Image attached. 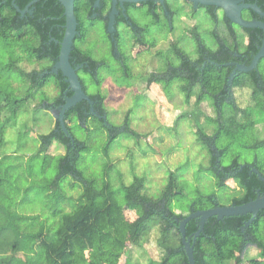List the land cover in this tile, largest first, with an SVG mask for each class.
<instances>
[{
    "label": "clouds",
    "instance_id": "clouds-1",
    "mask_svg": "<svg viewBox=\"0 0 264 264\" xmlns=\"http://www.w3.org/2000/svg\"><path fill=\"white\" fill-rule=\"evenodd\" d=\"M51 3L0 0V264H264V0Z\"/></svg>",
    "mask_w": 264,
    "mask_h": 264
},
{
    "label": "trees",
    "instance_id": "trees-1",
    "mask_svg": "<svg viewBox=\"0 0 264 264\" xmlns=\"http://www.w3.org/2000/svg\"><path fill=\"white\" fill-rule=\"evenodd\" d=\"M37 7L39 8L40 6L37 5ZM46 7H47L48 11H50L54 16L61 15L60 10L58 8H56L51 3V0H46ZM44 30L46 31L47 30V27H45ZM53 51H55V48H53ZM240 218L241 217H229V222L230 223L238 222ZM193 230H194V225H189L188 226L189 233H191Z\"/></svg>",
    "mask_w": 264,
    "mask_h": 264
},
{
    "label": "water",
    "instance_id": "water-1",
    "mask_svg": "<svg viewBox=\"0 0 264 264\" xmlns=\"http://www.w3.org/2000/svg\"><path fill=\"white\" fill-rule=\"evenodd\" d=\"M233 18H236V17H233ZM257 25H251V29H255ZM228 215V218L229 217H240V215L236 214V213H226Z\"/></svg>",
    "mask_w": 264,
    "mask_h": 264
},
{
    "label": "flooded vegetation",
    "instance_id": "flooded-vegetation-1",
    "mask_svg": "<svg viewBox=\"0 0 264 264\" xmlns=\"http://www.w3.org/2000/svg\"><path fill=\"white\" fill-rule=\"evenodd\" d=\"M48 30V29H47ZM46 30V31H47ZM254 33H256V32H258L259 31V29H257V28H255V29H251Z\"/></svg>",
    "mask_w": 264,
    "mask_h": 264
}]
</instances>
